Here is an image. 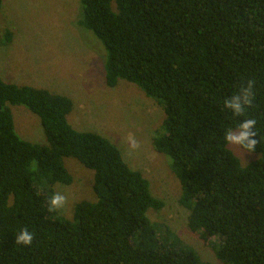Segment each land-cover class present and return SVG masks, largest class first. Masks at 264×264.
I'll list each match as a JSON object with an SVG mask.
<instances>
[{"label":"trees","instance_id":"1","mask_svg":"<svg viewBox=\"0 0 264 264\" xmlns=\"http://www.w3.org/2000/svg\"><path fill=\"white\" fill-rule=\"evenodd\" d=\"M80 3L78 23L106 51V85L131 82L163 109L153 146L180 181L188 227L216 237L223 264H264V0ZM248 80L253 104L235 116L224 101ZM9 105L38 116L44 143L15 132ZM72 107L68 96L0 77V264H212L148 217L162 199L109 139L73 127ZM251 118L259 157L242 166L224 136ZM64 157L93 172L95 199L78 201L71 219L48 205L54 184L72 182ZM22 228L34 233L30 246L15 244Z\"/></svg>","mask_w":264,"mask_h":264},{"label":"rangeland","instance_id":"2","mask_svg":"<svg viewBox=\"0 0 264 264\" xmlns=\"http://www.w3.org/2000/svg\"><path fill=\"white\" fill-rule=\"evenodd\" d=\"M79 18L80 0H2L0 66L10 76L6 82L68 96L73 103L68 115L73 127L98 132L109 139L127 164L147 178L151 193L162 199V208H150L148 217L175 232L203 261L223 264L212 247L216 237L205 239L188 227V210L179 203L180 181L172 172L168 157L153 146V138L161 131L162 107L126 80H118L113 87L106 85L105 48L78 23ZM5 28L11 32V38L2 43ZM9 106L15 132L28 141L44 143L38 116L24 105ZM131 137L140 144L136 150L129 147ZM228 148L242 166L259 157L239 146L228 144ZM64 165L72 182L56 183L53 189L54 193L67 196L66 205L58 213L71 219L78 201L95 199L91 187L93 172L73 157H64Z\"/></svg>","mask_w":264,"mask_h":264},{"label":"clouds","instance_id":"3","mask_svg":"<svg viewBox=\"0 0 264 264\" xmlns=\"http://www.w3.org/2000/svg\"><path fill=\"white\" fill-rule=\"evenodd\" d=\"M254 80H248L245 86H242L239 91L224 101V107L230 109L235 116H242L246 108L253 104L254 100ZM254 118L245 119L238 124L235 130L229 129L226 131L224 139L229 145L239 146L246 152H253L257 146V131H253L256 126ZM129 147L131 150H136L140 147L139 142L131 137L129 140ZM67 203V196L56 192L48 200L49 211H58L62 209ZM34 239V233L27 228H22L18 235H16L15 244L30 246Z\"/></svg>","mask_w":264,"mask_h":264},{"label":"crops","instance_id":"4","mask_svg":"<svg viewBox=\"0 0 264 264\" xmlns=\"http://www.w3.org/2000/svg\"><path fill=\"white\" fill-rule=\"evenodd\" d=\"M4 70L3 68L0 66V77L4 80V81H9V75L7 74V72L4 74Z\"/></svg>","mask_w":264,"mask_h":264}]
</instances>
